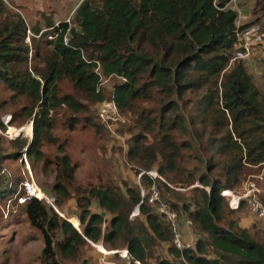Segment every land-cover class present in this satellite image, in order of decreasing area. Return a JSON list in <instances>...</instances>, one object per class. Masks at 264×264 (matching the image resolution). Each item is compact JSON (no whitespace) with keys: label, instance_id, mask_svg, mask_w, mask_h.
Here are the masks:
<instances>
[{"label":"trees","instance_id":"1","mask_svg":"<svg viewBox=\"0 0 264 264\" xmlns=\"http://www.w3.org/2000/svg\"><path fill=\"white\" fill-rule=\"evenodd\" d=\"M228 1L81 0L74 9V27L67 21L54 25L46 20L51 30L44 33V43L50 49L42 57L43 69L27 67L24 22L1 21L0 82L13 91L9 99L24 96L29 100L20 115L30 117L33 133L30 142L8 138L0 118V207L5 217L25 216L41 234L42 264H61L59 254L74 253L86 240L109 247L122 241L129 264L133 260L151 264L154 248L162 243H167L172 259H160L158 264H264V237L228 220L236 209L221 195L224 189H236L247 165L264 162V104L243 59L230 62L236 43V11L222 8ZM3 5L0 0V14ZM32 32L37 34L39 28ZM48 33L53 37L48 39ZM65 34L67 45L62 40ZM39 43L35 57L42 55ZM96 67L101 76L121 79L107 99L113 100L119 114L137 115L142 125L144 132L129 139L126 157L137 168L136 174L143 173L139 187L123 181L121 188L91 186L87 197L80 193L74 212L78 223L72 222L79 226L78 231L58 213L73 194L75 165L62 144L58 150L63 154L51 163L44 158L42 147L54 124L51 112L64 106L78 114L89 110L88 102L99 104L106 99L102 88L97 90L101 78ZM64 79L75 94H60L58 84ZM189 104L201 122L210 107L219 114L212 129L204 131L206 135L198 129L196 135L190 134L194 146L187 138L177 139L187 129L186 120L193 119L186 108ZM6 110L0 106V116ZM78 121L77 117L68 119L70 126ZM8 122H18L15 111ZM148 135L151 141H147ZM24 156L32 175H38L35 167L41 161L42 169L52 173L51 183L36 184L53 198L58 211L36 197L18 203V197L24 195L21 183L29 179L26 166L22 169L19 164L25 163ZM151 169L157 177L146 173ZM152 183L160 195V201L154 203L148 200ZM93 200L111 214L109 219L90 211ZM159 203L176 213L183 241L188 219L205 238L197 239L195 248L177 249L170 223L157 212ZM135 206L139 212L130 219Z\"/></svg>","mask_w":264,"mask_h":264},{"label":"rangeland","instance_id":"2","mask_svg":"<svg viewBox=\"0 0 264 264\" xmlns=\"http://www.w3.org/2000/svg\"><path fill=\"white\" fill-rule=\"evenodd\" d=\"M81 0H8L3 2V12L0 14L1 21L8 19H21L26 25V34L24 43L28 44L29 52L27 58V67L30 69L32 65H37L40 69L44 68L42 57L48 55L49 46H46L44 41V33L51 30V27L46 26V20H49L57 25L60 21H67L71 27L75 26L73 22L74 9ZM97 1V0H94ZM237 11L240 13L243 23L256 21L264 28V2L263 0H237ZM38 27L39 32L34 34L32 28ZM50 35V33H48ZM46 36L48 39L49 36ZM34 39V40H33ZM40 42L42 49L41 57H35V46ZM247 72L252 76L253 82L261 95V101L264 104V47L255 48L251 54L243 59ZM34 75V74H33ZM102 92L106 97L105 100L111 97L113 86L121 79L115 76H102ZM220 80V79H219ZM219 82V81H218ZM60 94L74 93L73 87L67 80H62L59 84ZM13 91L0 82V106H4L7 112H1V120L5 125L3 131L8 138H15L19 135L22 140L30 142L32 138V125L30 117L21 116V108L29 105V100L24 96H18L14 99H9ZM195 95V94H194ZM203 94L200 92L198 96ZM79 97V96H78ZM83 99V98H82ZM82 101H85L84 99ZM89 103V110L78 114L69 111L64 106H59L56 111L51 112L53 127L50 130L49 141L45 142L42 150L44 158L48 163H51L57 156L63 154L58 150V145L62 144L64 153H66L75 165L74 182H72L73 194L65 201L64 206L58 211L60 216H65L71 222H77L76 197L81 193L88 196L87 191L91 186H111L122 187L123 181L129 185H139L140 175L143 171L136 174V167L126 157V151L129 145V139L133 135L143 133L142 125L137 120V115L119 114L116 120L108 124L109 127L102 125L98 117V103ZM189 113L190 104L186 106ZM15 111L18 115V122L9 124L11 112ZM215 110L211 107L203 116L204 121L197 120V112H192L193 119L186 120V131L178 136V140L187 138L194 146V141L190 134H195L197 129L208 132L214 126V119L219 118V114H214ZM228 117V113L226 112ZM77 117L78 123L70 126L68 119ZM25 119V120H24ZM23 120V121H21ZM100 125L99 128L95 124ZM230 122V121H229ZM31 126V128H30ZM224 126V125H223ZM231 125H229L230 128ZM225 127V126H224ZM224 127L222 131L224 132ZM217 126V132L220 131ZM143 131V132H142ZM0 132H2L0 130ZM22 132V133H20ZM204 139V136L201 137ZM151 137L148 135V140ZM29 163V162H28ZM21 167L25 166V163ZM43 162H39L36 168L38 175L33 174L34 180L40 186L42 182L52 181V173L49 170L42 169ZM190 164V163H189ZM188 164V165H189ZM30 165V164H29ZM31 167V166H30ZM32 170V169H31ZM33 173V172H32ZM150 176H156L155 169L146 171ZM160 179V178H159ZM165 181L164 179H161ZM194 186L202 187L199 183ZM80 187L79 191L76 190ZM139 187V186H138ZM246 187H251L256 196L264 205V162L249 164L245 167L240 183L233 190L234 193H242ZM180 191L182 188H177ZM176 189V190H177ZM187 189V188H186ZM208 189V187H206ZM160 191V190H159ZM145 192V191H144ZM161 194V191H160ZM163 201V197L161 196ZM136 207V206H135ZM135 207L131 210L129 218L133 219L137 214ZM0 207V264H42L39 261V254L43 246L41 234L31 228L25 216L15 214L5 217ZM59 208V207H57ZM229 208V207H228ZM91 212L104 213L103 215L109 219L111 214L105 212L97 206L96 201H92L89 207ZM230 209V208H229ZM5 212V211H4ZM73 212V213H72ZM228 220H234L241 228L250 229L255 235L264 237V219H260L255 215L246 202L236 209L234 214L229 215ZM79 228V226H78ZM184 242L190 243L195 248L196 240L205 238L202 234L195 231L192 224L183 226ZM103 246L99 250L97 246ZM167 243H162L154 248L155 256L150 260L151 264H158L160 259H172L167 252ZM127 249L122 241L116 242V247H109L108 244L102 242L95 243L86 240V243L78 246L74 253L68 255H58V260L61 264H129L130 258L127 252L126 257H122ZM4 261V262H3Z\"/></svg>","mask_w":264,"mask_h":264},{"label":"built area","instance_id":"3","mask_svg":"<svg viewBox=\"0 0 264 264\" xmlns=\"http://www.w3.org/2000/svg\"><path fill=\"white\" fill-rule=\"evenodd\" d=\"M2 1L7 2L8 0ZM236 1L237 0H229L225 4V6L222 7L225 9H232L236 11V17L234 19V34L236 37V43L234 47V53L230 58V62L235 59H245L251 54V52L255 48L264 47V28L261 27L258 23H243L241 21L240 13L237 11L238 9L236 6ZM48 36L49 38L53 37L52 35ZM62 40L65 45L68 44V37L66 34L63 36ZM95 71L96 73H98V75H100L101 78L102 76L98 70V67H96ZM101 85L102 80L100 79L99 85L97 86V90H99ZM98 114L101 120L107 123V125L110 124V121L116 120L118 116V110L113 100H103L101 103H99ZM23 158L25 161V166L28 170L29 179H25L21 183L24 188V195L18 197V203H23L30 197H36L40 200H46L57 211V208L53 203V198L46 196L41 191V189L36 184L33 178L32 172L25 156ZM221 195L227 198L228 205L230 208L237 209L239 207L240 201L245 200L247 205L250 207L251 211L255 215H257V217H264V206L251 187H246V189L239 194L234 193L233 190L224 189L221 191ZM148 200L151 203L160 201L159 192L153 183L149 186ZM8 206L9 203H7V207ZM134 211L136 212L135 214H138V206L135 207ZM157 212L162 216L164 215L166 220L170 223L172 230V244L180 250L184 248H192V245L190 243L184 242L182 239V233L180 230L179 220L177 219L176 213L170 208H168L164 203H159V205L157 206ZM190 223L191 221L188 219L186 221V224ZM124 256L126 257L127 254H125ZM132 264H139V261L133 260Z\"/></svg>","mask_w":264,"mask_h":264},{"label":"water","instance_id":"4","mask_svg":"<svg viewBox=\"0 0 264 264\" xmlns=\"http://www.w3.org/2000/svg\"><path fill=\"white\" fill-rule=\"evenodd\" d=\"M30 128H31V126H30ZM20 133H22V132H20ZM19 135L20 134H18V135H16L15 137H19ZM101 214H104L103 212L101 213ZM69 222H71L69 219H67ZM78 221V220H77ZM71 224L79 231V228L76 226V225H74L72 222H71Z\"/></svg>","mask_w":264,"mask_h":264},{"label":"bare ground","instance_id":"5","mask_svg":"<svg viewBox=\"0 0 264 264\" xmlns=\"http://www.w3.org/2000/svg\"><path fill=\"white\" fill-rule=\"evenodd\" d=\"M97 246V245H96ZM99 248V250H102L103 249V246H97Z\"/></svg>","mask_w":264,"mask_h":264},{"label":"clouds","instance_id":"6","mask_svg":"<svg viewBox=\"0 0 264 264\" xmlns=\"http://www.w3.org/2000/svg\"><path fill=\"white\" fill-rule=\"evenodd\" d=\"M77 220H78V219H77ZM125 254H127V251L125 252ZM125 254H124V255H125ZM124 255H122V257H125Z\"/></svg>","mask_w":264,"mask_h":264}]
</instances>
